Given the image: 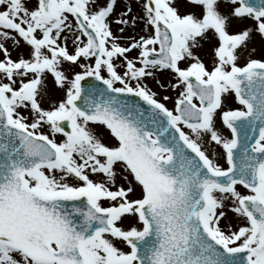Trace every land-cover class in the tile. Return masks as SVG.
<instances>
[{
	"label": "snow or ice",
	"instance_id": "1",
	"mask_svg": "<svg viewBox=\"0 0 264 264\" xmlns=\"http://www.w3.org/2000/svg\"><path fill=\"white\" fill-rule=\"evenodd\" d=\"M0 264H264V0H0Z\"/></svg>",
	"mask_w": 264,
	"mask_h": 264
},
{
	"label": "rangeland",
	"instance_id": "2",
	"mask_svg": "<svg viewBox=\"0 0 264 264\" xmlns=\"http://www.w3.org/2000/svg\"><path fill=\"white\" fill-rule=\"evenodd\" d=\"M148 83H149V86L150 87H153V82L152 81H147ZM154 90H155V88H154ZM235 106H237V107H239V105L237 104V105H235ZM218 127H220V123H219V121H218ZM221 131H222V134L223 135H225V136H227V137H231V132H230V130L229 129H227V127L226 126H223L222 128H221ZM218 162H220L221 164H222V166H227L226 165V161L225 160H220V161H218Z\"/></svg>",
	"mask_w": 264,
	"mask_h": 264
},
{
	"label": "water",
	"instance_id": "3",
	"mask_svg": "<svg viewBox=\"0 0 264 264\" xmlns=\"http://www.w3.org/2000/svg\"><path fill=\"white\" fill-rule=\"evenodd\" d=\"M249 135H251V132H249ZM240 136L243 137V130H240Z\"/></svg>",
	"mask_w": 264,
	"mask_h": 264
}]
</instances>
